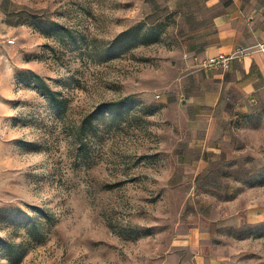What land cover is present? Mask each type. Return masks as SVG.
<instances>
[{
	"label": "rangeland",
	"instance_id": "rangeland-1",
	"mask_svg": "<svg viewBox=\"0 0 264 264\" xmlns=\"http://www.w3.org/2000/svg\"><path fill=\"white\" fill-rule=\"evenodd\" d=\"M40 18L72 35L46 36ZM139 24L157 27L158 41L110 49ZM182 24L169 0H0V209L44 226L18 264H264V222L201 228L204 263L173 245L199 215L238 208L226 201L242 190L247 205L264 202V112L237 120L240 152L218 169L194 179L183 167L177 143L191 123L163 103L178 90ZM35 75L61 92L63 111ZM14 228L0 221V236Z\"/></svg>",
	"mask_w": 264,
	"mask_h": 264
},
{
	"label": "crops",
	"instance_id": "crops-1",
	"mask_svg": "<svg viewBox=\"0 0 264 264\" xmlns=\"http://www.w3.org/2000/svg\"><path fill=\"white\" fill-rule=\"evenodd\" d=\"M169 8L183 16L187 31L181 39L180 75L174 80L178 90L168 91L163 103L181 105L191 123L189 136L179 138L177 144L182 146L180 153H187L179 155L186 173L195 179L218 169L223 164L220 159L240 152L231 132L239 118L264 112V53L257 51L264 44V0H169ZM241 49L253 52L234 58L227 69L202 65L209 56ZM247 198V189L242 190L226 201L240 204L233 211L219 206L209 220L199 215V221L191 223L173 245L195 252L192 261L204 263L208 246L201 228H243L264 222V202L247 205Z\"/></svg>",
	"mask_w": 264,
	"mask_h": 264
},
{
	"label": "trees",
	"instance_id": "trees-1",
	"mask_svg": "<svg viewBox=\"0 0 264 264\" xmlns=\"http://www.w3.org/2000/svg\"><path fill=\"white\" fill-rule=\"evenodd\" d=\"M40 19L37 27L46 36L72 35L71 30L61 22L50 18ZM182 25L183 27L179 33L181 37L183 36L182 34L187 31L186 26L184 24ZM156 28L157 27L147 28L141 24L133 26L123 31L114 41H112L110 49H124L125 47V51H129L140 45L157 42L159 35L154 32ZM34 80L41 92L48 96L50 105L60 112L63 111L67 105V100L62 96L61 92L54 90L40 75H35ZM133 99L134 96H127L125 101H131ZM113 105L114 104L106 105L105 110L112 111L114 108ZM82 127L84 126L82 125ZM0 213H3V215L0 214L1 217H6L0 221L8 223L12 222L16 226V228H14V230H16V235L14 237L6 238L0 236V258L8 260L13 264H18L27 253V250L25 249V240L30 241L29 243L43 242L41 240L44 235L43 223L41 222L40 217L35 216L22 208H2L0 209ZM25 234L28 235L27 239ZM21 236H25V238L18 241L17 238Z\"/></svg>",
	"mask_w": 264,
	"mask_h": 264
},
{
	"label": "built area",
	"instance_id": "built-area-1",
	"mask_svg": "<svg viewBox=\"0 0 264 264\" xmlns=\"http://www.w3.org/2000/svg\"><path fill=\"white\" fill-rule=\"evenodd\" d=\"M5 42L4 40V35L0 32V46L3 45ZM257 51H260L264 53V44H259L257 46ZM253 51L251 50H244L241 49L238 52L231 54V55H226L224 53H220L218 55H213L207 57L203 61V67L206 69H227L230 66L231 61L236 58V57H244L246 55L251 54ZM1 76V73H0ZM160 95H158L159 97Z\"/></svg>",
	"mask_w": 264,
	"mask_h": 264
}]
</instances>
